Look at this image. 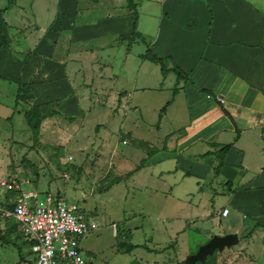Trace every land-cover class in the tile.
Masks as SVG:
<instances>
[{
    "label": "crops",
    "instance_id": "crops-1",
    "mask_svg": "<svg viewBox=\"0 0 264 264\" xmlns=\"http://www.w3.org/2000/svg\"><path fill=\"white\" fill-rule=\"evenodd\" d=\"M84 1L87 2L83 6H78L80 1L69 6L65 0L72 15L69 22L57 6L53 8V0H16L3 14L11 42L9 49L0 50V70L18 80L23 88L34 83L39 110L49 102L66 115L85 114L81 110L87 104L91 106L88 99L80 98L85 92L75 95L74 86L85 84L89 78L91 83L94 81L93 88H103L104 80H111L103 73L102 61L92 57L95 48L109 45L106 38L119 39L132 32L126 0ZM137 10L138 31L150 39L149 45L155 53L167 58L169 67H178L186 78L177 79L173 71L163 77L158 64L143 58L146 51L139 54L132 90L171 89L174 96L165 101L162 107L165 111L159 116L161 120L156 128L166 126L162 139L152 133L149 142L134 133L137 144L132 149L121 150L119 161L136 168L132 177L134 185L146 182L147 168L151 167L147 161L161 141L165 153L160 160H172L176 153L179 159L162 171L165 174L160 172L156 181L161 183V188H148V192L161 195V199L183 195L185 201L192 200L190 195L195 194L201 200L202 218L211 216L205 200L212 191L207 192L208 188L213 189L203 184L225 183L232 191L233 208L242 213L245 221L242 226L231 228V225L223 233H244L248 238L240 241L238 237L235 245L219 253L215 264H264V243L259 242L261 237L264 241V0H137ZM45 40L50 44L47 48L43 46ZM127 61L128 54L124 62ZM153 63L157 65L154 70L146 65ZM140 69L144 73L140 74ZM157 70L158 80L143 83L146 72L153 74ZM125 95L126 91L122 90L120 99ZM89 101L96 103L93 98ZM122 108L126 110L127 104ZM133 108L139 110V104ZM121 115L125 117L126 113ZM141 118L140 114H134L132 124ZM166 118L169 123L164 122ZM135 128L138 133V125ZM228 143L233 146L216 172L219 162L216 151ZM191 179L194 189L188 190L186 186ZM239 192L241 205L234 203ZM188 204L192 211V205ZM195 208L190 217L198 204ZM225 208L228 211L223 214ZM223 209L221 216L228 217L229 208ZM169 227L168 237L176 238L179 231L172 229V224ZM128 245H125L128 251L134 250ZM176 245L179 250L185 243ZM164 246L154 250L162 253L167 250H162ZM243 248L245 252H239ZM255 248L258 255L250 260ZM173 259V264L184 263L178 254ZM64 263L67 262L60 264Z\"/></svg>",
    "mask_w": 264,
    "mask_h": 264
},
{
    "label": "rangeland",
    "instance_id": "rangeland-1",
    "mask_svg": "<svg viewBox=\"0 0 264 264\" xmlns=\"http://www.w3.org/2000/svg\"><path fill=\"white\" fill-rule=\"evenodd\" d=\"M79 1L78 6L87 2L67 0L69 6ZM53 2V8L57 6L58 11L65 14L62 17L67 21L71 20L72 15L65 0ZM4 4L6 0H0V7ZM106 39L105 42L108 41L109 45L103 49L95 48L92 57L102 61L103 73L111 80L105 79L103 84L106 87L103 88H93L94 81L91 83L89 78L85 80V84L77 82L79 85L74 86L77 89L75 95L85 92L80 98L84 97L85 101L88 99L91 106L87 104L81 110L85 112L83 115H66L49 102L45 103L46 107L40 110L44 116L39 122L37 136L24 115L25 111L38 103L34 83L16 99L21 88L18 80L0 70V264H30L35 257L27 241H23L15 220L4 214L10 210L15 196L1 185L6 179L16 181L24 191L34 189L39 192L40 204H43L46 193L58 194L68 201H74L81 206L88 218L96 221L97 229L79 240L86 264H173V258L177 254L185 261L213 235H224L223 232L230 230L231 225V228L242 226L245 221L242 213L233 208L232 191L225 183L203 184L205 187H213L208 188L207 192L212 191L205 200L207 209L211 212L208 218H202L201 200H197L195 194L190 195L192 200L185 201L183 195L161 199V195L148 192V188H161V183L156 181L160 172L179 159V154L176 153L171 157L172 160H160L165 153L161 150V141L158 144L154 142L157 150L147 161L151 167L147 168L146 182L134 185L132 177L136 168L130 163L119 161L120 151L132 149L138 142L135 137L139 134L142 135L140 138L148 139L149 142L152 140V133H157L162 139L166 126L156 127L161 120L160 114L162 113V117L165 111L162 109L165 101L174 95L171 89H164L162 92L151 89L139 92L132 90V76L139 61L137 58L146 51L150 39L145 37V42L132 43L120 38ZM49 45L45 40L43 46L47 48ZM127 54L128 61L125 63ZM146 65L153 70L157 67L154 63ZM157 71L153 74L146 72L142 78L143 83L158 80L160 77L159 70ZM139 72L142 74L144 70L140 69ZM122 90L127 95L121 100ZM90 98L96 103L90 102ZM126 104L128 108L123 110L122 107ZM136 104H139V110L137 108L134 111ZM121 113H126V116L123 117ZM134 114L142 117L135 125L132 124ZM164 122L169 123L170 120L166 118ZM189 181L186 188L193 190L194 180ZM239 200H242L241 192L236 194L234 203L241 205ZM188 202L193 207L192 211L196 209L195 204H198L197 211L193 214L195 217H190L192 211ZM224 206L230 210L228 217L221 216ZM169 224L173 225L172 229L179 231L176 238L168 237L167 233L171 230ZM237 234L240 241L248 238L244 233ZM261 241L264 243L262 237L259 238V242ZM183 242L185 246L180 251L175 248L176 244L182 246ZM129 243L140 246L128 251L125 245ZM162 245H165L162 250L167 249L166 251L160 253L154 250ZM239 252L244 253L245 248ZM219 253L221 252L215 251L203 263L215 264ZM257 255L258 249L255 248L250 260H254ZM163 261L167 262L162 263ZM64 264L73 263L68 261Z\"/></svg>",
    "mask_w": 264,
    "mask_h": 264
},
{
    "label": "built area",
    "instance_id": "built-area-1",
    "mask_svg": "<svg viewBox=\"0 0 264 264\" xmlns=\"http://www.w3.org/2000/svg\"><path fill=\"white\" fill-rule=\"evenodd\" d=\"M1 185L14 193L11 208L5 215L17 223L21 235L30 244L35 257L30 264H59L72 262L86 264L79 246L82 236L97 227L74 201L58 194L46 193L43 204L39 192L22 190L19 184L8 179ZM227 208L222 213L226 214Z\"/></svg>",
    "mask_w": 264,
    "mask_h": 264
},
{
    "label": "trees",
    "instance_id": "trees-1",
    "mask_svg": "<svg viewBox=\"0 0 264 264\" xmlns=\"http://www.w3.org/2000/svg\"><path fill=\"white\" fill-rule=\"evenodd\" d=\"M6 6L4 8H0V50L9 49L11 38L7 30V22L3 16L4 12L10 9L15 3L16 0H6ZM126 7L130 11V17L132 20V32L129 34L121 35L119 38L121 40H128L129 43L134 42L136 39L145 42L144 36L138 31V10H137V0H126ZM144 59L152 61L160 66V71L163 77L170 71H173L176 74L177 79H184L186 75L182 73V71L176 66H168L167 58L155 53L152 47L147 43V49L145 54L143 55ZM21 85V84H20ZM24 86V85H21ZM26 87V86H25ZM27 90V87L23 89V87L19 88L18 93L16 94V99L22 96ZM226 113V111L223 109ZM26 121L28 125L32 128L34 134L37 136L39 130V122L43 118V114L40 112L37 105L25 111L24 113ZM233 146V143H228L222 145L217 151L216 154L219 158L218 165L216 167V172H218L219 168L223 164V158L226 152ZM137 247V245H128L129 249H133ZM215 253V252H214ZM213 253V254H214ZM199 264H204L203 262H196ZM184 264V263H178Z\"/></svg>",
    "mask_w": 264,
    "mask_h": 264
},
{
    "label": "water",
    "instance_id": "water-1",
    "mask_svg": "<svg viewBox=\"0 0 264 264\" xmlns=\"http://www.w3.org/2000/svg\"><path fill=\"white\" fill-rule=\"evenodd\" d=\"M238 242L237 233H227L224 235H213L207 242L200 245L195 253L190 254L184 264H194L196 262H205L207 257L215 251L221 252Z\"/></svg>",
    "mask_w": 264,
    "mask_h": 264
}]
</instances>
